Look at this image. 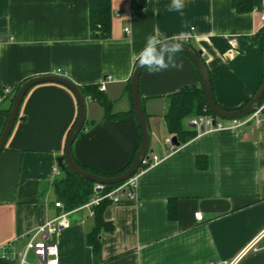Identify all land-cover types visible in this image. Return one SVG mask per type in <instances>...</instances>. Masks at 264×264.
I'll return each instance as SVG.
<instances>
[{
  "label": "crops",
  "instance_id": "0c3cea01",
  "mask_svg": "<svg viewBox=\"0 0 264 264\" xmlns=\"http://www.w3.org/2000/svg\"><path fill=\"white\" fill-rule=\"evenodd\" d=\"M90 1L0 0V93L58 72L79 87L100 90L102 79L111 76L102 94L113 113L129 112L135 54L150 35L201 52L215 102L224 110L243 108L262 85L264 0H253L252 10L244 12L233 0H184L180 11L168 10L171 0H110L105 39L92 37ZM214 37L226 39L230 47L221 52ZM176 60L182 68L149 74L144 67L141 73L149 148L160 161L139 175L136 199L122 194L106 207L104 220L114 227L101 231L97 263L86 242L94 217L82 206L66 209L55 189L63 173L57 176L54 169L78 116L77 99L56 83L29 90L0 155V264H19L25 236L63 212L69 226L56 236L58 264H264V115L238 129L230 128V120H221L227 129L214 132L191 126L197 135L171 148L167 141L174 135L164 118L168 96L203 84L186 55L176 53ZM86 102L73 158L102 173L118 172L138 147L136 118L105 119L95 99L89 96ZM7 107L8 101L0 107V135ZM171 199L176 200L174 220L168 217ZM196 212L203 220L195 218Z\"/></svg>",
  "mask_w": 264,
  "mask_h": 264
},
{
  "label": "trees",
  "instance_id": "16d2710c",
  "mask_svg": "<svg viewBox=\"0 0 264 264\" xmlns=\"http://www.w3.org/2000/svg\"><path fill=\"white\" fill-rule=\"evenodd\" d=\"M253 0H233V6L239 12L252 10ZM89 19H90V29L93 38L105 39L110 35L111 28V4L110 0H91L89 4ZM136 6V4H135ZM260 34L264 41V26L262 27ZM214 45L221 51L225 52L230 46L226 39L221 37L212 38ZM189 45V44H188ZM195 52H198L194 47L189 45ZM204 64L205 61L202 59ZM264 80V79H263ZM263 83V82H262ZM20 86L16 87L11 94L8 96V107L3 110L6 120L9 116L10 108L12 106L15 94ZM85 98L91 96L95 99L104 109V118L109 120H117L127 115H132L135 118L133 108L129 112H119L113 113L111 110V104L102 94V91L98 89L96 85L81 86L80 87ZM130 92V88H128ZM132 99V98H131ZM168 109L164 116L167 128L171 134L177 137L179 146L187 143L193 139L197 134L196 131L191 128L188 124V128L185 127V122L191 120V118L198 116H214L207 107V101L205 98V90L202 86L200 87H184L180 91L173 93L168 96ZM252 100V99H251ZM251 100H249L244 106H246ZM264 103V97L261 100ZM77 118L73 124L75 125ZM85 125V124H84ZM139 126V125H138ZM73 128V127H72ZM83 129V128H82ZM140 131V139L138 147L131 158L129 164L122 170L115 172L113 174H106L99 172L97 170L81 166L86 171L94 173L102 177H112L124 173L132 163L135 161L136 154L141 147L142 134ZM148 168V162L142 163L140 168L136 173ZM95 183L86 180L72 172H69L68 176H62L61 179L56 181L55 189L60 198L64 203L66 209H74L81 207L89 202L92 195L94 194ZM120 184L117 185H106L105 190L110 191ZM111 204L110 200H104L99 205L94 206L92 209L94 211L93 217L95 219V227L92 231L87 234L86 242L92 248L95 263L99 262L101 254V231L102 229H108L110 232L113 230V224L108 223L104 220V211L106 207ZM176 200L171 199L168 203V217L169 219H176ZM1 260V259H0Z\"/></svg>",
  "mask_w": 264,
  "mask_h": 264
},
{
  "label": "water",
  "instance_id": "95a60500",
  "mask_svg": "<svg viewBox=\"0 0 264 264\" xmlns=\"http://www.w3.org/2000/svg\"><path fill=\"white\" fill-rule=\"evenodd\" d=\"M165 43L169 45L177 44V43L180 44L182 47L181 50L177 53L186 55L195 64L202 79L203 87L205 90V98L207 101V107L211 111V113L216 117L217 120L220 119L233 120V119H239L245 117L251 114L260 104L261 100L264 97V80L258 92L255 94L252 100L243 108L237 110H224L220 108L215 102L209 72L202 60L201 52H195L189 45L181 42H165ZM143 69L144 67H140L137 61L132 76L130 78V89H131L133 110L136 121L141 130L142 143L140 149L136 154L135 161L132 163L129 169L126 170L124 173L112 177H102L84 170L75 162L72 153L73 143L76 140L79 133L81 132L82 128L84 127L86 121V115H87V102L80 87L77 84H75L72 80H70L66 76L57 75V74H47L43 76L32 77L20 85V87L18 88L15 94L12 106L10 108L9 116L6 120L5 126L0 135V155L4 150L5 145L15 127V124L17 122L20 113L21 105L29 90H31V88H33L35 85L41 83H56L63 85L67 87L69 90H71L78 102L77 121L67 136L64 155L57 158V164L60 167L63 175L67 177L69 172H72L86 180L101 185H117L127 181L136 174L143 160L148 157V154L153 152V150L149 148L150 130L144 116L141 98L139 94V79ZM171 142L174 146H179V142L176 136H173L171 138Z\"/></svg>",
  "mask_w": 264,
  "mask_h": 264
},
{
  "label": "built area",
  "instance_id": "2783aa9c",
  "mask_svg": "<svg viewBox=\"0 0 264 264\" xmlns=\"http://www.w3.org/2000/svg\"><path fill=\"white\" fill-rule=\"evenodd\" d=\"M262 20L264 23V14L262 15ZM125 31L128 32V29L126 28ZM191 38L192 37L187 38V41H189ZM231 45L233 46L234 42H232ZM231 50L232 49H230V51ZM55 74L61 75L60 72ZM110 81H112L111 76L104 77L99 84L100 90H105L107 84ZM10 94V90H2V92L0 93V105H2L7 100ZM263 115L264 103L260 102V104L251 114L239 119L230 120L232 123L230 128H241L252 120H258ZM221 120L222 119L217 120L215 116L208 115L195 117L191 119L189 123L191 126L197 127L202 132H214L227 129V127L221 122ZM206 128L207 130H205ZM167 143L171 146V148H174L171 139L168 140ZM159 161L160 159L156 155L149 153L148 157L145 158L142 163L148 162V167H151L159 163ZM141 172L136 173L130 179L110 191L105 190L106 185L96 184L94 187V194L92 195L91 199L82 207L88 208L90 211V215L93 216L94 211L92 208L99 205L104 200H110L111 203H116L119 201V197L122 194H127L130 199H136L137 196L135 193V186ZM54 174L57 176H61V169L59 167L55 168ZM55 206L58 208H62V204L60 202H57ZM67 215V213L63 212L55 219L43 223L25 236L27 241L24 244L22 251L17 254L19 264H58V247L56 243V236L61 229L69 226ZM195 218L201 221L203 220V215L200 212H196ZM29 254H32L36 258L35 262H30L28 260ZM205 264L214 263L208 262ZM220 264L233 263L222 262Z\"/></svg>",
  "mask_w": 264,
  "mask_h": 264
},
{
  "label": "clouds",
  "instance_id": "9594fccd",
  "mask_svg": "<svg viewBox=\"0 0 264 264\" xmlns=\"http://www.w3.org/2000/svg\"><path fill=\"white\" fill-rule=\"evenodd\" d=\"M184 7V0H171L169 11H180ZM180 44H166L158 35L146 38L145 47L135 54L140 67H146L149 74L166 71L169 68L179 69L182 62L176 60V53L181 50Z\"/></svg>",
  "mask_w": 264,
  "mask_h": 264
},
{
  "label": "rangeland",
  "instance_id": "374dc122",
  "mask_svg": "<svg viewBox=\"0 0 264 264\" xmlns=\"http://www.w3.org/2000/svg\"><path fill=\"white\" fill-rule=\"evenodd\" d=\"M3 105V104H2ZM2 105L0 106V107H2ZM223 121V120H222ZM228 121V120H227ZM188 121H186L185 122V127H187L188 128ZM28 260L30 261V262H35L36 261V258L32 255V254H29V256H28Z\"/></svg>",
  "mask_w": 264,
  "mask_h": 264
}]
</instances>
